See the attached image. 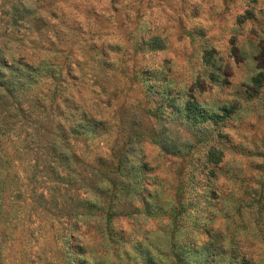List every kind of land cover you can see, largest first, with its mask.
<instances>
[{"label": "rangeland", "instance_id": "374dc122", "mask_svg": "<svg viewBox=\"0 0 264 264\" xmlns=\"http://www.w3.org/2000/svg\"><path fill=\"white\" fill-rule=\"evenodd\" d=\"M242 257L264 264V0H0V264Z\"/></svg>", "mask_w": 264, "mask_h": 264}, {"label": "trees", "instance_id": "16d2710c", "mask_svg": "<svg viewBox=\"0 0 264 264\" xmlns=\"http://www.w3.org/2000/svg\"><path fill=\"white\" fill-rule=\"evenodd\" d=\"M187 106H188L187 109L189 110V112H191L193 114H200L201 112H203V111H198V113H196V110L199 108L197 106H195L194 103L189 102L187 104ZM202 114H204V113H202ZM239 264H252V263L250 262V260L248 258L242 257L239 261Z\"/></svg>", "mask_w": 264, "mask_h": 264}]
</instances>
